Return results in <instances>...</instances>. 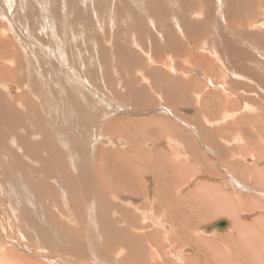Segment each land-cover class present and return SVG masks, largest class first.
Masks as SVG:
<instances>
[{"label": "bare ground", "instance_id": "6f19581e", "mask_svg": "<svg viewBox=\"0 0 264 264\" xmlns=\"http://www.w3.org/2000/svg\"><path fill=\"white\" fill-rule=\"evenodd\" d=\"M253 5L240 4L236 11L242 15L254 13ZM231 8L229 5L227 13L234 11ZM207 13L206 18L210 15ZM244 18L239 45L227 40L223 47H211L207 51L213 58L194 48L184 54L185 61L194 59L206 65L207 71H200L205 80L197 90L190 70L181 72L185 76L181 80L171 73L180 71L176 65H169L170 72L166 66L165 71L156 70L157 74L152 70L162 53L160 47L151 56L150 67H146L141 81L129 74L137 57L119 49L118 59L126 70L116 91L121 88L134 95L132 98H140L131 103L148 106L159 91L172 100L182 97L183 104L188 102L186 95L193 92V104L199 106L206 92L203 100L217 96L223 109L229 108L224 117L230 116L235 129L215 126L198 128L193 133L178 128L173 131L171 127L165 134L164 130L148 134L136 122L132 127L121 126L133 122L131 117L110 121L105 108H98V101L86 92L87 101L81 99L84 87L57 77L49 82L44 69H38L43 78L37 77L32 60L22 56L17 44L13 46L11 39H7L8 35H0L2 46L6 47L0 50V84H17L22 89L13 99L0 91V264H264V200L244 192L264 186V132L262 128L239 125L250 118L264 121V49L254 35L244 33L249 26ZM256 25L264 28V21ZM188 34H194L190 28ZM13 60L16 67L5 64ZM158 71L169 77L162 80ZM107 74L106 85L111 82L114 86L113 73ZM96 75L95 71L90 75L92 88L99 82ZM45 80L54 86L48 88ZM76 81L74 84L78 85ZM127 81L131 86L126 85ZM151 82L153 85L148 88ZM208 85L218 86L221 95H215ZM17 90L11 87L9 93L15 95ZM250 97L257 98L259 104H254L253 98L251 102ZM177 110L183 113L179 107ZM242 110L245 114L249 111L250 116L241 115ZM193 134L200 136L197 141ZM98 135H103L100 140L106 145L99 147ZM198 140L211 148L217 146L218 161L212 164H221L224 169L218 175L221 179H214L220 183L199 181L188 190L196 178L195 172L207 169L203 155L193 150ZM115 142H123L127 147L117 148ZM243 152H247L245 159L256 157L261 162L241 168ZM207 161L211 162L209 158ZM201 174L206 178L218 177L214 173V177ZM229 189L234 192L232 196ZM260 192L264 195V189ZM222 215L230 216L232 221L222 217L215 220L226 221L220 228L206 229L215 221L201 226L204 221ZM202 230L227 233L215 237V242H222L219 246ZM21 231L26 237L20 235Z\"/></svg>", "mask_w": 264, "mask_h": 264}, {"label": "rangeland", "instance_id": "374dc122", "mask_svg": "<svg viewBox=\"0 0 264 264\" xmlns=\"http://www.w3.org/2000/svg\"><path fill=\"white\" fill-rule=\"evenodd\" d=\"M256 3L257 5H255ZM240 4H243L244 6L246 4L255 6L254 13H244L242 15L241 13L236 11ZM229 5L233 7L231 9H233L234 11H229L227 13V10H229ZM208 11L210 15L208 16V18H206ZM243 16L245 17L244 19L246 22H248L249 25L244 33L248 35H254L257 44L260 45L261 49H264V28L261 25H256L258 22L263 23L264 21V0H0V35L2 33L8 35L9 38L7 39H11L13 46L14 44H17L22 56L25 54L28 60H32L34 65V73L36 72L35 74H38L37 77L41 79L43 78L38 73V69H44V75L46 77V80L49 82L54 81L57 77L59 80L61 79L62 81H67L68 84H72L74 86L80 85L79 88L84 87L83 89H81V99H85V101H87L85 95L86 92L88 97H92L93 99L98 101V108H105V110L109 113L110 121L115 122L116 120H119L118 118L120 117H131L135 120L129 123L124 122L125 124L121 123L122 127H126L127 125L132 127L136 122L135 124L138 123L140 127L144 126L143 129L147 130L146 132L148 134H152V132L154 131L153 133L155 135L160 134V132H163V130V134H165V131L171 130V127L173 131L178 128L192 133L195 130L197 131L198 128L209 129L215 126L219 127L220 129L224 127V129L226 130H231V128L233 130V128H236V125H233V120H231L230 116L224 117V114L226 113L225 110L228 111L229 108L228 110L223 109L224 105L222 106L223 103L222 101H220L221 99H216L217 96H212L214 98L210 97V99L203 100L205 98L204 96L208 95H206V92L205 94H203V96H201L203 99L201 98L202 101L199 102V106L193 104V92H191L190 95L189 93L186 95V100L188 98V102L190 103H183L188 104V107L182 104V97L176 96V99H178L176 100L174 98L172 100L168 97V94L159 91L155 97L154 95L156 93L154 92L152 103L150 102L148 106L146 105L145 107H141L140 104L131 103V100L133 101L136 98V101H138L140 100V98L137 96L132 98V96L134 95H129L125 90L121 88L118 89L120 90L119 92L116 91L117 83L119 84L121 78L124 77V73L126 70L125 65L118 59V52L119 49H123L124 52L130 51L129 54H132L134 56L133 58L137 57L135 58L136 61L133 62L134 68H132L133 70L131 69L132 71L129 74L135 76L138 79H143V74H145L146 69H148L146 67H150L149 61L151 60V56H155L157 54L155 53V51H158V47H160L161 49H163L162 53L160 57L156 58L157 63L155 64L156 66L153 65L152 70L155 73L158 69H163V71H165L166 66V70L168 71V69L171 70L169 68L170 64L173 66L176 65L180 71L175 72V70L171 71V73H175L173 74V76L180 80L185 78V76L183 75V73H185L184 71L190 70L191 80H195L194 83L196 84L194 85V89L197 90L198 86L202 88L201 86L204 82L202 81V79L205 80L204 74H201L200 71H203L204 69V72H206V65H203L202 63L199 64V62H196V60L194 59L193 61L191 60L192 62H189L188 60L185 61L184 54L187 52V50L189 51L190 49L194 48L197 53L202 55L205 54V56L207 55L206 57L211 56L213 58V56L209 55L207 51L211 47H223L225 45V41L227 40L230 41L234 46L239 45L240 35L242 34L241 25ZM250 17L252 19L247 20L248 18L250 19ZM131 27L134 29H132ZM188 27L194 34H188ZM146 31L149 33H147ZM215 31L218 32L216 33ZM212 33H215L216 35H212ZM166 38L168 40H166ZM172 41H178L179 44L177 43L176 46L175 42L173 43ZM169 42H171L172 44ZM2 45L3 44L0 42V46L2 47H0V50H5L6 47L4 48V45ZM125 45H127L126 48H124ZM93 51L94 54H92ZM192 54L194 55V52ZM102 59L104 60L102 61ZM105 59L107 61H105ZM186 62H189L191 66H189V63L186 64ZM5 64L13 67L17 66L16 60L7 61ZM193 64H195L196 66H193ZM135 65H139V68ZM119 67H123V71H121V68ZM199 67H201L202 69ZM190 68H193L194 71H192V69ZM53 70L56 71L54 72ZM91 71H95V74H97L96 76L98 77L99 81L96 82L97 86H93V88L90 86V81L93 80V77L90 76L92 73ZM107 71L113 73L114 80L112 81L115 83L114 86L111 82L106 85L109 79ZM163 71H158V74H160L162 80H164L163 78L167 79L169 77ZM98 72L100 74H98ZM232 78H235V76L232 75ZM73 79L77 80L76 82H78V85L74 84ZM141 79H139V81H141ZM46 80V86L51 89V87L54 85L48 84L49 82H47ZM151 81L153 82V80ZM152 82L149 84L148 88L153 85ZM158 83L163 84L162 82ZM4 84L7 83L2 82V84H0V91L2 95H4L8 99L16 98L22 91L21 87L17 84H7L8 89L4 88L6 87L4 86ZM126 85L131 86L128 81ZM107 86L109 88L108 90ZM11 87H16V89H18L15 95H11L9 93V89ZM155 87H153V89H155ZM174 87L176 88V86ZM208 87H211L213 91L215 90V95H221V92L217 88L218 86L208 85ZM189 98H191L192 100ZM252 98L253 97H250L251 102ZM177 101L181 102L180 105ZM256 101L257 98H253V102H255L254 104L258 105L259 102ZM135 105L139 106L137 107ZM176 106L179 107L183 111V113H180V110L178 111ZM217 106L218 108H220L218 109ZM238 107L239 106H237V108ZM206 112L208 115L206 114ZM233 112L230 111L229 113ZM203 115L207 116L205 117ZM241 115H246L247 118L250 116V113L249 111H247V113L245 114V112L242 110ZM216 117L217 121L215 119ZM196 118L198 119L197 121ZM240 118H242V116H240L239 119ZM254 119L251 120L250 118L249 121H246L248 122V124L245 121H243L242 123L239 122V125L247 127L250 126L256 129L262 128V132H264V124H260V122L264 121H262L261 119ZM223 121L225 124L223 123ZM202 122L205 125L202 124ZM208 122L210 125L208 124ZM252 124H257L261 127L257 125L252 126ZM227 125L230 129H228ZM247 129L251 130V128ZM193 135L194 137L192 136V138L197 141L199 135ZM99 136L100 135L96 136V139ZM102 136H100L98 139V143L100 141L99 147L102 145H106V143H102L100 140ZM115 143L116 146L115 144L114 146L117 148H125L124 146L127 145L123 142ZM122 144L123 146H121ZM99 147L97 145L96 148L99 149ZM180 147L182 146H178V148ZM216 147L217 146L211 148L209 147V145L201 143L200 140H198V143H194L193 150L198 151L201 155H203L204 160L202 162H207V169L203 168L205 170L204 171L201 168L199 172H195L196 178L192 179V185L188 188V190H190L191 187L193 188L194 186H196L199 181L211 182L212 180L215 183H220L219 180L221 179V177L218 175H220L221 172L223 173L224 166H222L221 164H212V161H218V157L215 151ZM241 154L243 155L240 158V161H242L240 163L241 168H250V166H252V163L254 165L261 162L259 161V158L256 157H254L256 159H245L244 157L247 155V152H243ZM208 158L211 162L207 161ZM209 170H211V172H209ZM212 170L214 171L212 172ZM201 172H204L207 177H210V175L212 176L213 173L218 177L206 178L205 176H203V174H201ZM253 189L255 190L244 192L250 197L258 199L262 198L264 200V195H261L260 192L261 190L263 191L264 186H254ZM226 190H228L227 187ZM229 190L232 196V193L234 192H232L233 190L231 189ZM236 191H238V193H241V190L239 188H236ZM4 212L5 206L3 213ZM251 216L253 220L255 214ZM222 217L232 221V219L229 218L230 216L222 215L221 217L218 216L214 219L204 221L201 226L210 224ZM243 219L246 222H250L248 218H242V220ZM10 225H12V223H10ZM202 231L208 234L209 237H212L211 240H214V242L216 241V236L227 233L225 231L220 232L219 230H213V233L205 232L204 230ZM20 235L26 237L22 231ZM215 243H217V245L219 246L220 244L222 245L221 241ZM232 253H236V251L233 250ZM244 258L245 257L242 256V259ZM242 261L244 262V260Z\"/></svg>", "mask_w": 264, "mask_h": 264}, {"label": "water", "instance_id": "95a60500", "mask_svg": "<svg viewBox=\"0 0 264 264\" xmlns=\"http://www.w3.org/2000/svg\"><path fill=\"white\" fill-rule=\"evenodd\" d=\"M225 224H226V221H225V220H218V221L213 222V223L210 224V225H207L206 229H207V230H210V229L213 228V227H218V228H220V227L224 226Z\"/></svg>", "mask_w": 264, "mask_h": 264}]
</instances>
